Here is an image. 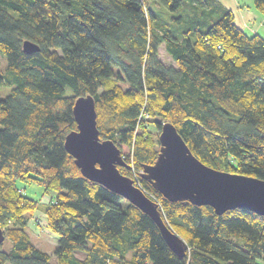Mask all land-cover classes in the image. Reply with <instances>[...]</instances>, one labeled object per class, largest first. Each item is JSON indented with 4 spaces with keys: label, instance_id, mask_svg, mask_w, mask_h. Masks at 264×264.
Masks as SVG:
<instances>
[{
    "label": "trees",
    "instance_id": "16d2710c",
    "mask_svg": "<svg viewBox=\"0 0 264 264\" xmlns=\"http://www.w3.org/2000/svg\"><path fill=\"white\" fill-rule=\"evenodd\" d=\"M180 5L0 0V264H264V214L171 201L139 175L158 153L160 121L169 120L203 163L264 179V36L247 32L221 2L218 17L176 35L162 14ZM253 7L264 17V0ZM26 39L36 51L22 50ZM86 94L100 138L119 149V170L158 200L184 253L142 209L84 177L68 153L73 100ZM21 182L55 192L42 209L57 235L54 260L27 231L42 203Z\"/></svg>",
    "mask_w": 264,
    "mask_h": 264
},
{
    "label": "water",
    "instance_id": "95a60500",
    "mask_svg": "<svg viewBox=\"0 0 264 264\" xmlns=\"http://www.w3.org/2000/svg\"><path fill=\"white\" fill-rule=\"evenodd\" d=\"M37 48L28 39L22 43L25 52ZM71 111L76 129L66 134L63 144L82 175L109 187L142 209L154 219L168 246L184 253L185 241L164 222L157 202L119 170L118 165H124V161L116 144L109 138H100L92 95L75 97ZM158 131V153L153 162L142 167L139 175L161 195L171 201L187 199L193 204H209L216 214L238 207L264 214V179L203 163L169 120H161ZM4 237L0 227V244Z\"/></svg>",
    "mask_w": 264,
    "mask_h": 264
},
{
    "label": "rangeland",
    "instance_id": "374dc122",
    "mask_svg": "<svg viewBox=\"0 0 264 264\" xmlns=\"http://www.w3.org/2000/svg\"><path fill=\"white\" fill-rule=\"evenodd\" d=\"M219 2L233 10L234 20L237 24H242L247 32L251 33L252 31H256L257 29L255 28L259 27L257 31H259L261 36H264V17H260L256 12L253 7V0H192V3L195 5H193L196 10L195 12L191 11V0H181L180 6H176L173 9L166 7L163 10L162 16L164 20L169 22L172 32L177 35L190 25L193 20L197 25H203L204 23H209L210 19L218 17L221 13L220 7L218 8ZM178 15L180 16L178 17ZM254 19L260 20L259 23L255 24ZM252 24H254L253 27H251L252 29H247V27L252 26ZM158 55L164 64L167 65L168 63H172L170 56L166 54L164 50L163 44L158 47ZM122 85L125 86L126 82H122ZM6 89L8 90V88ZM66 90V92H70L68 88H66ZM2 92L6 91L3 89ZM21 184L26 195L32 198H38L42 203L40 207L34 211L33 217L29 220L27 231L30 234L32 242L42 250L50 253L52 255L51 259L54 260L53 250L56 246L57 235L51 233L45 226V216L42 209L44 203H47L49 197L54 196L55 192L44 193L41 186L35 182L30 184L21 182ZM134 184H136V182ZM4 244H7V240L4 241ZM76 253L79 256L84 254L82 250H78Z\"/></svg>",
    "mask_w": 264,
    "mask_h": 264
},
{
    "label": "crops",
    "instance_id": "0c3cea01",
    "mask_svg": "<svg viewBox=\"0 0 264 264\" xmlns=\"http://www.w3.org/2000/svg\"><path fill=\"white\" fill-rule=\"evenodd\" d=\"M253 25H254V24H252V26H248L247 29L251 30V29H252L251 27H253ZM258 28H259V27H256L255 29L259 30ZM257 30H256V31H257ZM258 32H259V31H258Z\"/></svg>",
    "mask_w": 264,
    "mask_h": 264
},
{
    "label": "built area",
    "instance_id": "2783aa9c",
    "mask_svg": "<svg viewBox=\"0 0 264 264\" xmlns=\"http://www.w3.org/2000/svg\"><path fill=\"white\" fill-rule=\"evenodd\" d=\"M155 201L158 203V200L157 199H155Z\"/></svg>",
    "mask_w": 264,
    "mask_h": 264
}]
</instances>
